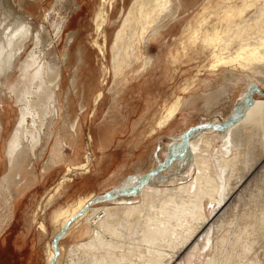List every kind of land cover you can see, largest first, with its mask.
Masks as SVG:
<instances>
[{"label": "bare ground", "instance_id": "6f19581e", "mask_svg": "<svg viewBox=\"0 0 264 264\" xmlns=\"http://www.w3.org/2000/svg\"><path fill=\"white\" fill-rule=\"evenodd\" d=\"M125 2L0 0V234L16 211V198L63 165L60 180L44 188L37 212L44 213L62 191L71 200L50 217L52 240L80 238L69 247L66 264H173L181 255L183 264H264V246L262 251L254 247L264 242V171L253 179L256 190L249 211L239 215L234 226L231 219L224 234L225 227L217 223L213 235L212 223L236 193L228 195L232 172L257 175L256 164L264 158V99L251 98L247 110L231 122L203 124L185 133L191 154L183 151L184 160L173 166L171 179L164 183L154 184L150 177L159 172L154 168L160 161L170 164L181 157L170 141L160 143L148 161L146 152L137 158L143 166L122 192L114 188L126 182L127 174L100 194H85L89 187L84 180L68 191L78 175H87L92 167L94 172L102 169L100 156L118 131L117 125L110 131L109 110L94 138L98 147L93 160L83 152L84 122L96 115L107 90L117 97L119 83L129 72H144L155 63L149 45L176 26L181 56L205 62L207 74L217 82L226 76L237 80L236 91L228 92L234 96L230 109L240 105L250 86L264 87V0H131L126 8ZM81 3L90 12L87 22L76 20L83 11ZM120 3V12L113 15ZM182 10L196 13L195 22L180 17ZM114 16L120 17L118 24ZM86 24L93 29L88 40L82 36ZM110 25L116 28L109 35ZM75 26L76 31L68 33ZM91 48L101 65L95 66ZM212 85L207 81L205 87ZM184 102L194 104L192 96L165 104L153 119L152 131L169 126ZM114 111L117 121L129 113L119 105ZM210 136L221 140L220 148L213 151ZM87 139L94 141L91 133ZM155 148L154 143L146 149L152 153ZM44 152L49 156L36 173L33 162ZM141 176L139 184H131ZM36 219L40 233H46L44 222ZM240 220L245 226H238ZM211 243L218 249L213 255ZM54 250L48 242L46 264H62ZM57 250L59 255L65 251L63 245Z\"/></svg>", "mask_w": 264, "mask_h": 264}, {"label": "rangeland", "instance_id": "374dc122", "mask_svg": "<svg viewBox=\"0 0 264 264\" xmlns=\"http://www.w3.org/2000/svg\"><path fill=\"white\" fill-rule=\"evenodd\" d=\"M53 1L55 2L56 0ZM61 1L64 2L65 0ZM130 1L131 0H126L124 5L125 8ZM185 1L188 4H191L197 2L198 0ZM80 5L83 7V11H81V14L77 16L78 18L76 20L79 21L83 19L84 22H87L88 19H90L88 17L90 12L86 8L85 3H81ZM121 5L122 4L120 3L118 4V7L114 8L113 15L116 12H120V8H122ZM47 6L48 5L46 3L43 8H47ZM180 17H183L187 23H194L196 13L182 10ZM114 21L118 24L120 17L116 18L114 16ZM115 28L113 29L110 25L106 30V34H112ZM75 31L76 26L71 28L68 33ZM92 33V27L86 24L85 29L82 30V36H85L88 40L91 38ZM179 38L180 34L178 26L172 29L171 33L163 34L158 41L153 42L148 47V52L154 57L155 63L144 72H139L138 74H136L137 70L129 72L123 79L124 81L119 83L116 91L118 92L117 97L115 94L108 92V90L106 91L107 96L104 98V102L100 105L99 110H97L96 115L92 117V120H90V118L88 121L84 122L85 127H83L84 131L82 141L83 152L85 153V151H87L90 153L92 159L95 157V150L98 145L96 139L94 138H96L99 133L97 131L98 128L105 123L104 117L106 118V113H108L109 110L111 112H109L107 116V122L111 121L108 125L110 131L111 127L114 125H117L118 131L114 133V138L107 151L100 156L102 169L94 172L92 167L91 172L87 175H78L77 178H74V182L71 183V185L74 186L72 189L68 190L69 192H72L74 188L80 184V181L84 180L88 183L89 187L85 194H100L108 185L114 181H119L125 174H127L126 182L123 185L119 184L116 188H114H121L118 193L122 192V189L128 187L125 184L129 183L134 175L139 174L136 171L140 170L141 166H143L139 164V160H137V158L142 153L146 152L145 156L148 161L151 157L150 154L154 156L160 143L165 144L170 141V143H174L173 148L177 151L173 152L178 153L180 151L181 157L173 162L171 161L170 164H168L165 160L160 161L159 165L157 164L154 168V170H159V172L150 177V180L154 184L164 183L166 180L171 179L172 176L170 177L168 173L173 172V166L184 160V156L182 154L183 151H186L185 155H187V153L191 154L185 145L187 142L184 138L185 133L189 132L190 129L203 124L217 126L227 121L231 122L233 119L239 118V116L244 113L245 109L247 110V104L250 102L251 98L264 99V87L260 85H252L250 86L247 95L239 101L240 105H238L235 109H230V103L234 101V96L232 94L228 95V92L231 91L232 93L233 91H236V88L239 85L237 84V80L232 78V76H226V79L223 80L222 77H220L217 82V78L209 77L205 62L195 60L193 57L186 58L185 56H181L179 54ZM89 51V55L94 61L96 59V54L93 52V48ZM198 61H200V63H198ZM101 62V59L95 60V66L98 64L101 65ZM207 81L212 82L213 85L211 88L205 87ZM109 87H111V83ZM184 89H188V91L183 92ZM190 96H192V99L194 100L193 105H185L184 102L179 116L169 126L164 128L162 131H152L153 129L151 128L154 127L153 119L157 118L165 104H172L177 98L185 100ZM115 105H119L123 108V110H129L126 118L118 117V120H120L117 121V116H115L117 113L114 111ZM186 116L188 117V119H186L187 122H182V118ZM113 118L116 119L112 122ZM91 122L93 123L92 125ZM214 130L215 129L212 131ZM224 130L218 132H222ZM90 133L94 139L92 143H90L87 139L88 134ZM199 133H197L193 138L197 137ZM210 137V142H212L210 146L213 147V151L220 148L222 145L221 140H213V137ZM154 143L156 148L151 153L149 149L146 148H149ZM48 156V153L44 152L41 157L38 156V159L33 162V170H36V173H40V169L47 161ZM188 159L191 161L189 165L193 166V159L191 157ZM99 166L100 165L95 167L96 170H99ZM144 167L147 168V166ZM116 170H120V172L118 171L117 177ZM256 171L257 175L255 174L256 176L253 178H250L252 176L251 174L247 177L248 173H246V171L239 172L238 174L232 172V176L230 177L231 181H229L231 184L229 183L228 186V195L230 196L232 192L236 193L232 195V198H230L225 207L219 210L218 214L212 221L214 229L213 235L214 233L216 235L219 229L218 225L225 227L222 229V233L224 234L227 230H229L232 220L234 226L240 218L239 215L245 211H249L248 201L252 192L256 190L254 189V186L256 188V185H253V183L261 177V174L264 171V158L256 164ZM62 176L63 165H59L55 168V170L46 174L41 183L32 186V188H40L41 191L40 193H37L36 191L30 192L26 196L25 202H27V200L31 197H37L38 200L35 204L22 203L23 198H25V193L16 198V211L13 213L12 219L0 234V264H46L45 248L48 242L51 241L52 244L54 242V240L51 239L54 226L50 223V217L56 209L64 207L71 200L67 199L62 191L61 195L51 203L45 212L41 213V211L37 212L41 200L39 194H43L49 186L55 185ZM142 176L144 177L145 175L143 174ZM142 176L136 178L134 180L135 182L131 184H139L140 180L143 178ZM159 177L162 179H159ZM254 178L255 181H253ZM249 180H251V182H248ZM51 181L54 182L50 183ZM132 185L129 186L131 187ZM45 187L46 189H44ZM114 189L111 187L109 192ZM232 212H234L233 215ZM35 215L37 217V221H43L46 225V233L42 234L38 230L37 224L34 221ZM209 215L210 213H207V216ZM232 217H234L235 221ZM25 223L26 226H24ZM238 226H245L242 220L239 221ZM25 230L27 236L23 232ZM248 236L246 238L247 240L250 239H248ZM26 237L27 242L25 247L18 249L13 246L14 240L18 243H22L26 240ZM59 240L56 242V250L54 251L60 262L62 264H66L68 263L67 253L69 251V247L71 248V246L73 247L76 245V242H79L80 238L71 236L63 241H61V239ZM262 243L263 245L261 244V241H257L254 247L256 246L255 248H257L259 246L262 251L264 242ZM60 245H63L65 250L64 252L62 251V255H59L57 250ZM211 246L212 249L210 252L212 254L210 253V255H213L214 249L216 251L218 249L213 243H211ZM254 251L255 250H252L251 255ZM208 256L209 255H207V257ZM176 259L174 262L175 264H183L185 255H181Z\"/></svg>", "mask_w": 264, "mask_h": 264}, {"label": "crops", "instance_id": "0c3cea01", "mask_svg": "<svg viewBox=\"0 0 264 264\" xmlns=\"http://www.w3.org/2000/svg\"><path fill=\"white\" fill-rule=\"evenodd\" d=\"M32 191H36L37 193H40V191H41V189L40 188H36V187H33L31 190H29L25 195H24V197L25 198H23V204L24 203H26V204H35L36 203V201L38 200L37 199V197H31V198H29L28 200H27V202H25V200H26V196L30 193V192H32ZM41 195L42 194H39V196L41 197ZM13 223H14V221H13ZM24 226H26V223H25V225ZM23 226V227H24ZM24 233L26 232V230L25 231H23ZM20 233V232H19ZM19 233H18V235H19ZM26 234V233H25ZM26 236H27V234H26ZM15 239V238H14ZM26 242H27V237H26V240L24 241V242H22V243H18V242H16L15 240H14V247H16V248H22V247H25V244H26Z\"/></svg>", "mask_w": 264, "mask_h": 264}, {"label": "water", "instance_id": "95a60500", "mask_svg": "<svg viewBox=\"0 0 264 264\" xmlns=\"http://www.w3.org/2000/svg\"><path fill=\"white\" fill-rule=\"evenodd\" d=\"M58 239H56V237L54 238V242H53V246L56 248V242Z\"/></svg>", "mask_w": 264, "mask_h": 264}]
</instances>
